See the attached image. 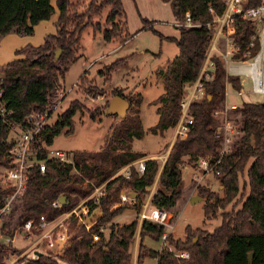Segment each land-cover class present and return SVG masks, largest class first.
<instances>
[{
    "label": "trees",
    "instance_id": "1",
    "mask_svg": "<svg viewBox=\"0 0 264 264\" xmlns=\"http://www.w3.org/2000/svg\"><path fill=\"white\" fill-rule=\"evenodd\" d=\"M168 1L176 21H182L189 13L195 26L176 25L178 35H163L155 30L150 20L142 18L143 27L157 34L160 40L173 41L176 55L157 70L162 79L163 91L151 102L156 106L157 121L147 128L152 134L163 133L176 126L180 115V102L185 86L194 82L205 60L213 28L208 25L215 15L224 9L222 0H164ZM81 0H55L58 10L56 32L47 34L42 43L26 45L15 51L21 58L0 65V165L6 166L5 157L14 145L9 137V128L17 127L30 113L47 111V119L61 91V80L69 66L77 59L81 33L88 25L102 30L103 38L109 41L129 34L122 0H88L84 8ZM259 0H248L246 5H256ZM107 7L105 25L92 21ZM55 12L50 0H0V36L8 33L30 35L34 25L49 19ZM108 23V25H107ZM257 23L236 18L233 38L238 52L233 58L253 56L259 50L255 35ZM125 31V32H124ZM252 41V45L249 43ZM60 50L55 58V51ZM212 77L204 81V95L192 100L188 114L192 123L185 137L176 136L161 168L159 160L145 158L146 153L132 150L131 143L144 136L145 130L139 116L141 94L127 97L128 108L123 116L113 114L117 120L104 137L97 150L71 151L67 160L48 157V146L61 131H73V116L85 107L77 98L72 99L54 122L46 121L41 132L31 143L30 161H44L45 170L32 163L27 167V181L23 192L12 200L10 212L3 217L1 234L7 243L0 242V264L7 252L14 232L28 220L38 221L43 216L51 221L68 213L94 187L103 184L101 195L87 201L89 210L99 208L102 216L89 229L70 216L66 221L68 243L62 255L40 253L25 264H132L130 246L138 237L136 264L145 258L156 264H264V96L261 101H243L237 133L227 150L221 151L223 135L214 126L216 114L225 100L227 83L232 89H241L240 78L227 74L224 63L217 55L212 56ZM126 58H119L105 66L111 73L118 69ZM86 72H84L85 74ZM79 76V80L84 78ZM119 94L113 90L112 95ZM106 99L99 108H87L88 115L106 113ZM144 158L145 168L137 169L135 161ZM199 158H207L210 168L221 185V195L199 187L203 197L204 217L219 213L220 223L211 231L203 228L185 227L183 239L174 240L168 234L166 242L176 252H186L188 257H176L166 246L151 250L143 244L145 237L160 242L166 228L149 220H134L119 226L113 218L121 206L112 209L124 189L134 193L132 207L137 214L146 201L151 186L150 205L166 210L176 216V205L182 196V167L197 166ZM128 166L129 175L118 170ZM157 176V179H156ZM11 185L0 178V206L2 198L10 192ZM63 195L60 206L52 204ZM237 197V198H236ZM235 199L234 203L232 200ZM241 200L240 206L236 203ZM231 207L226 210L227 206ZM138 216H136L137 218ZM107 231V233H105ZM93 235L98 240H93ZM251 255V257H249Z\"/></svg>",
    "mask_w": 264,
    "mask_h": 264
},
{
    "label": "rangeland",
    "instance_id": "2",
    "mask_svg": "<svg viewBox=\"0 0 264 264\" xmlns=\"http://www.w3.org/2000/svg\"><path fill=\"white\" fill-rule=\"evenodd\" d=\"M87 2L88 0H81L80 7L84 8ZM123 9L127 21L126 30L129 34L127 39L123 40L124 33L121 32L119 37L106 41L103 38L102 30L94 31L91 25H88L82 31L79 41L80 46L77 50V59L69 66L61 80V91H59L58 99L52 108L54 111L47 121L50 123L54 122L74 98H77L85 107L83 110L77 111L73 116L74 126L72 133L66 135L61 131L53 138L52 143L48 146L50 155L53 154V151L60 150L69 157L70 152L74 150H97L100 148L104 137L110 132L111 126L117 119L107 112L102 114L97 112L95 117L91 118L85 109H95L102 106L106 99L109 101L114 96L112 95L113 90L119 93L116 95L123 96L126 99L129 96L134 97L136 94H141L142 96L139 116L145 134L143 137L135 138L132 141V150H143L153 153V155H163L165 151L164 143L170 139L171 131H164L162 134H152L147 128L154 125L157 121L156 106L151 102L163 91L162 79L158 75L157 70L164 67L166 61L173 58L178 49L173 41H161L157 34L148 28H144L142 18L150 20L152 27L160 33L177 36L178 29L174 25L176 24V19L173 16L169 2L164 0H123ZM106 12L107 7L102 10L100 15L92 16V21L98 22L103 28ZM220 39L222 40V38ZM26 45L29 44L24 46ZM21 54L23 57L24 54ZM119 58H126V61L117 70L109 73L110 71L108 72L105 66ZM84 72L86 73L84 74ZM82 74H84V78L79 80L78 78ZM237 76L242 80L244 93L237 94L230 84L227 83L225 100L221 105V110L216 114V121L213 123L222 132V149L226 150L230 141L238 132L237 125L239 123L237 124L235 120L240 121L239 108L242 102L261 101L264 96L262 93L251 91V80L245 75ZM74 83L76 87L73 85ZM230 103H234L236 108H232ZM226 122H228L231 129L230 127L225 128ZM19 131L18 127H10L9 137L15 138ZM226 137L230 141H225ZM197 176H202V178L198 179ZM181 177L182 196L176 205L177 213L175 217L173 215L174 223L172 222V225L174 227L171 230L173 231L171 236L174 240L184 238L186 226L192 229L203 228L211 231L220 223L219 213L214 217H204L202 207L204 199L198 193L199 187L203 186L218 195L222 194L219 181L214 173L210 170H205L203 166L193 167L185 165L182 167ZM188 182L189 185L187 186ZM151 188H153V191L155 185H152ZM190 192H193L194 196L199 197L194 203L189 199ZM236 198L232 200V203H234ZM232 203L227 206L226 210L231 207ZM240 203L241 200L236 203L235 208L239 207ZM123 206L125 207L112 220L120 226L127 220L133 219L131 222L134 221L136 216L139 215L132 207L131 202ZM147 207L150 208L149 205ZM129 221L125 224H128ZM4 239L5 237L0 231V242H3ZM37 239L38 234L26 240L20 235V229L17 228L5 256L2 257L1 264H25L33 255L36 256L35 253L54 256V253L47 250L44 244L38 243L33 246ZM160 242L162 241L160 240ZM160 242L153 241L147 237L143 239V244L151 250H158L161 245ZM138 243L139 239L135 236V240L130 246L132 264H136ZM167 246L168 244L166 243ZM161 247L163 246L161 245ZM169 247L175 253H178L173 247ZM142 264H155V260L147 257Z\"/></svg>",
    "mask_w": 264,
    "mask_h": 264
},
{
    "label": "built area",
    "instance_id": "3",
    "mask_svg": "<svg viewBox=\"0 0 264 264\" xmlns=\"http://www.w3.org/2000/svg\"><path fill=\"white\" fill-rule=\"evenodd\" d=\"M224 3V9L220 15H215L212 20L207 23L210 25L214 32L206 53L205 60L199 71L197 79L187 84L189 92L184 95L180 102L181 115L175 126V135L178 137H185L189 129V124L192 123V117L188 114V107L192 100L202 98L204 95V81L210 80L212 75L209 73L214 68V62L212 60L213 51H217L216 54L219 59L224 63L227 74L230 75H245L251 80V91L254 93H262L264 95V0H259L256 5H246L248 0H222ZM236 18L243 20H251L257 23L255 29V35L252 36L259 39V50L251 57H245L248 52L243 53V57L233 58V54L238 52V45L235 43L234 34V21ZM176 25L183 26H195L197 23L192 21L189 13H186L182 21H176ZM222 38L223 50H219L216 42ZM221 40V39H220ZM252 45V41L249 43ZM73 85L76 84L74 83ZM185 86V87H186ZM240 91V90H239ZM63 93V92H61ZM60 93V94H61ZM48 112H37L28 114L22 123H18L17 127L20 130L19 134L14 138L13 147L6 152L5 157L9 159V163L6 166L0 165V178L9 182L12 186L9 193H6L2 198V204L0 206V226L2 224L3 217L10 212L12 200L14 197L24 191L27 181V167L32 163L39 166L41 173H44V161L33 162L29 160L31 143L35 137L41 132L46 121ZM230 125L226 122L225 128H229ZM231 129V127H230ZM225 141H230L228 137ZM226 149H221L225 151ZM52 152V151H51ZM48 157H55L61 161L67 160L68 156L65 152L60 150L53 151V154L48 153ZM137 169L143 171L145 168L144 158L135 161ZM197 165L203 166L205 170H210V166L207 158H199ZM124 168V169H122ZM118 170L125 172L128 176V166H124ZM103 191L102 184L94 187L93 191L80 201L71 209L68 213L59 216L51 221H46L43 216H40L38 221L28 220L21 225L20 233L23 238L31 239L38 234L37 241L33 244L35 246L38 243L44 244L47 250H50L54 255H62L67 243H68V229L65 221L70 217H75L79 224L85 226L86 229L94 223H89L86 217H90L92 210H89L87 201L89 198H93L94 201L101 195ZM133 197L120 193L119 199L114 205H124L128 202L133 203ZM53 205L60 206L59 200L53 201ZM138 220H149L158 225L166 228L162 234V245L166 246V238L168 232H171V217L166 210L151 208L146 210V205H143V209L138 215ZM93 240L97 241L98 236L93 235ZM7 238L3 240V243H7ZM168 250L172 252L176 257L187 258L186 252L175 253L169 246ZM35 258L33 255L31 259Z\"/></svg>",
    "mask_w": 264,
    "mask_h": 264
},
{
    "label": "crops",
    "instance_id": "4",
    "mask_svg": "<svg viewBox=\"0 0 264 264\" xmlns=\"http://www.w3.org/2000/svg\"><path fill=\"white\" fill-rule=\"evenodd\" d=\"M50 2H51V4L55 8V12L50 16L49 19L41 20L38 23H36L34 25V31H33L32 34H30V35H19V34H16V33L11 32V33H8L6 35L0 36V65L5 64L6 62L12 60L13 58H16V57L21 58L22 57V54H16L15 51L18 50V49H20V48H22L25 44L38 45V44H40V43L43 42L45 35H47V34H53V33L56 32V22H57L58 10H57V8L55 6V0H50ZM122 4H123V0H122ZM174 25L176 26V24H174ZM163 35H168V34H163ZM172 36H176V35H172ZM216 45H217V47H218V49L220 51L223 50V42H222V40L219 39L216 42ZM212 53L216 55L218 52L217 51H213ZM240 82H241V89H240V91L234 90L237 94H243L244 93L243 92V88H242V80H241V78H240ZM226 87H227V85H226ZM187 88L188 87L186 86L185 87V91L187 90ZM188 92H189V88L185 92V94H187ZM225 96H226V91H225ZM123 98H125V97H123ZM230 106L232 108H236V106H235L234 103H230ZM166 131H171V134L169 135L170 136V139L167 142L164 143V150L165 151H164L163 155H159V154L153 155V153H149V152H146V151H143V150H137V151L146 153V157L145 158H154V159L156 158L157 160H159V163H160L159 170H161V168H162V166H163V164H164V162H165V160H166V158L168 156V153H169V150H170L171 145L173 143V140L176 137V135H175V127L172 128V129L166 130ZM160 134H162V133H160ZM186 165H188V164H186ZM198 166L199 165H197L196 167H198ZM122 169H124V168H122ZM197 177H198V179H201L202 178V176H200V177L197 176ZM156 179H157V176H156ZM153 185H155V182H154ZM188 185H189V182H188L187 186ZM102 186H103V184H102ZM219 187H221V186L219 185ZM152 189L153 188H150V192H149V194H148V196L146 198V201H145L146 202L145 203L146 210H149V209L153 208L150 205V202H149L150 196H151V194L153 192ZM120 193L125 194V195H129V196L131 195V192L128 191V190H122ZM193 194H194L193 192H190L189 193V199H190L191 202L194 203V201H192V198L194 197ZM147 205H149L150 208H148ZM121 206H123V205H119V206L118 205H114V206H112V209H116V208H119ZM141 210H140V212H141ZM90 214H91L90 217H86V220L89 223L95 222L97 219H99L102 216V212H101V210L99 208L92 209V212ZM169 214H170V217H171V220L170 221H171V225H172V214L171 213H169ZM131 220H133V219H131ZM131 220L130 221L127 220V221H129V223H130ZM134 220H137L138 222H140L138 220V217L135 218ZM127 221L123 222L122 224L125 225V223H127ZM173 227L174 226L172 225V228ZM172 232L173 231L168 232V234H171ZM20 235H21V233H20ZM160 243L162 245V242H160ZM160 246H159L158 250L160 249ZM155 264H156V260H155Z\"/></svg>",
    "mask_w": 264,
    "mask_h": 264
},
{
    "label": "water",
    "instance_id": "5",
    "mask_svg": "<svg viewBox=\"0 0 264 264\" xmlns=\"http://www.w3.org/2000/svg\"><path fill=\"white\" fill-rule=\"evenodd\" d=\"M59 53H60L59 49L55 51V58L59 56ZM127 107H128V100H126L120 95H114L110 98L106 111L109 114H117V115L123 116L125 114ZM131 196L133 197L134 193H131ZM198 199H199L198 196H194L192 198V201H195ZM58 200L59 202H63L64 196L63 195L59 196ZM35 254L36 256H38L40 253H35ZM249 257H251V255Z\"/></svg>",
    "mask_w": 264,
    "mask_h": 264
}]
</instances>
